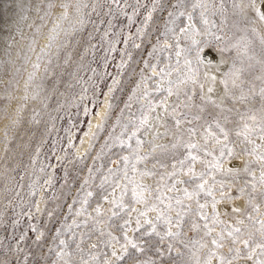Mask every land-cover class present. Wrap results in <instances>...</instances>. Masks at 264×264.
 I'll use <instances>...</instances> for the list:
<instances>
[{"label": "snow or ice", "instance_id": "6c2138e0", "mask_svg": "<svg viewBox=\"0 0 264 264\" xmlns=\"http://www.w3.org/2000/svg\"><path fill=\"white\" fill-rule=\"evenodd\" d=\"M228 2L236 17L231 25ZM55 7L49 2L45 17ZM61 7L54 33L72 5ZM82 7L77 4L75 12ZM104 15L105 36L116 35L120 16L129 29L142 17L123 43L150 45L148 59H142L138 80L129 77L134 86L66 212L48 210L56 197L45 194L43 209L41 201H30L11 227L19 217L33 221L46 213L52 225L46 264H264V0H110ZM89 22L81 18L73 30ZM10 87L6 83L8 102ZM101 115L104 122L110 118L109 112ZM12 122L18 124L19 115ZM104 122L97 125L101 131ZM77 156L85 158L79 150ZM105 156L111 165L106 169L97 166ZM43 191L41 186L31 196ZM29 229L43 250L46 231L35 223ZM27 238L21 234L10 251L24 253Z\"/></svg>", "mask_w": 264, "mask_h": 264}, {"label": "rangeland", "instance_id": "374dc122", "mask_svg": "<svg viewBox=\"0 0 264 264\" xmlns=\"http://www.w3.org/2000/svg\"><path fill=\"white\" fill-rule=\"evenodd\" d=\"M49 2L56 7L51 10V16L45 17ZM109 2L0 0V264H5V261L8 264H24L23 257L27 253H31L27 264H46L42 256L51 240V232L47 229L52 227L46 213L33 221H29L26 216L19 217L21 222L13 230L11 225L18 218L16 214L21 208L27 211V205L32 200L41 201L43 209L41 197L45 194H54L56 197L48 201V210L66 212V205L71 203V198L87 175V167L92 165V159L100 151L111 125L130 94V87L134 86L129 77L138 80L137 74L143 68L142 59H148L150 45L142 44L141 48L133 49L131 43H123L129 38V32L135 33L142 17H137L136 23L129 29L127 19L120 16L114 22L117 27L112 30L116 35L111 32L108 36L104 35L107 24L100 21L109 19L104 15ZM216 2L219 3V0ZM63 3H70L72 7L68 9L67 20L61 21L60 28L54 33L53 25L59 13L64 11L61 7ZM77 4L86 7L76 13ZM38 5L42 6L39 12ZM226 6L230 14L228 23L231 25L236 17L231 16L230 2ZM81 18L90 22L82 31H74V26L79 27ZM215 19L219 24L220 18L217 16ZM88 33H92L90 40ZM53 35L57 37L55 41L51 39ZM61 44L64 47H60ZM112 47L115 50H111ZM126 51L131 53V59L125 55ZM122 60L125 64L123 69L119 67ZM37 64L38 68L35 67ZM114 79H119L120 83L114 86ZM8 82H11V87L7 89L12 97L10 102L4 100ZM109 87L115 88L112 94H109ZM107 96L114 105L112 109H107L110 118L106 122L102 120L106 124L103 131L96 126L92 133L96 134L97 139L93 141L91 135L88 147L81 150V142L89 130L92 117L97 114ZM6 106L7 113L4 111ZM136 107L133 104L134 113ZM86 108L89 110L87 115ZM18 115L19 123L13 124L12 121ZM5 144L8 152L4 151ZM77 150L84 159L78 158ZM108 155L117 159L111 153ZM100 163L105 164V169L111 166L108 156L98 161L97 166ZM49 180L50 186L45 183ZM41 186L44 191L35 197L31 196V192ZM57 204L64 207L57 209ZM29 223H35L46 231L43 250L33 243L36 234L29 229ZM25 232L28 238L21 243L25 252L17 254L10 251L14 250L20 235ZM47 264H50V260Z\"/></svg>", "mask_w": 264, "mask_h": 264}, {"label": "bare ground", "instance_id": "6f19581e", "mask_svg": "<svg viewBox=\"0 0 264 264\" xmlns=\"http://www.w3.org/2000/svg\"><path fill=\"white\" fill-rule=\"evenodd\" d=\"M212 51V50H211ZM209 55V58H211L213 55H214V53H213V51L212 52H208L207 53V56ZM106 100L108 101V96H107V98L105 99V102H104V104L103 105H101L100 106V108H99V110H98V112H97V114H94L93 115V117H92V120H91V129H89L86 133H89L88 135H85L84 134V139H83V143L81 144V146H80V148H81V150L82 149H85V148H87L88 147V145H89V143H90V138H91V134H92V132L94 131V129L96 128V126L98 125V124H100L101 122H102V120H103V116L101 115L102 113H104V112H107L108 110V107H107V104H106Z\"/></svg>", "mask_w": 264, "mask_h": 264}]
</instances>
